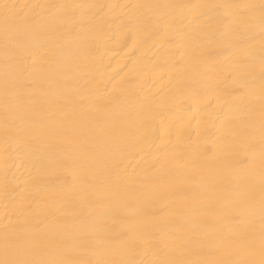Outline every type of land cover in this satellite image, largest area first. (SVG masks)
<instances>
[{
  "label": "bare ground",
  "instance_id": "bare-ground-1",
  "mask_svg": "<svg viewBox=\"0 0 264 264\" xmlns=\"http://www.w3.org/2000/svg\"><path fill=\"white\" fill-rule=\"evenodd\" d=\"M0 264H264V0H0Z\"/></svg>",
  "mask_w": 264,
  "mask_h": 264
}]
</instances>
